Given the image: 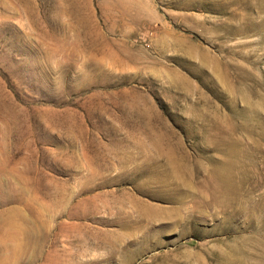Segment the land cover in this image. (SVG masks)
I'll return each mask as SVG.
<instances>
[{"label":"rangeland","instance_id":"1","mask_svg":"<svg viewBox=\"0 0 264 264\" xmlns=\"http://www.w3.org/2000/svg\"><path fill=\"white\" fill-rule=\"evenodd\" d=\"M0 264H264V0H0Z\"/></svg>","mask_w":264,"mask_h":264}]
</instances>
